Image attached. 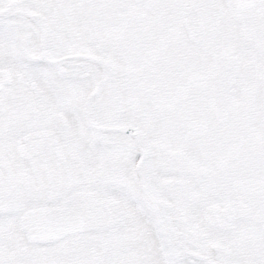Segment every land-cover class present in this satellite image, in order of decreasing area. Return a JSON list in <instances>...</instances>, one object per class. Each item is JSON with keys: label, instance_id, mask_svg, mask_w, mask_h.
I'll return each instance as SVG.
<instances>
[{"label": "snow or ice", "instance_id": "1", "mask_svg": "<svg viewBox=\"0 0 264 264\" xmlns=\"http://www.w3.org/2000/svg\"><path fill=\"white\" fill-rule=\"evenodd\" d=\"M0 264H264V0H0Z\"/></svg>", "mask_w": 264, "mask_h": 264}]
</instances>
